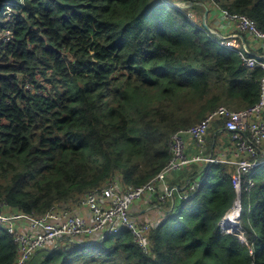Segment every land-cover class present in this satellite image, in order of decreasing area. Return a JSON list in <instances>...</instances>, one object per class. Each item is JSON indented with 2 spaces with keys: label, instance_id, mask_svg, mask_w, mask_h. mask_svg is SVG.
<instances>
[{
  "label": "trees",
  "instance_id": "1",
  "mask_svg": "<svg viewBox=\"0 0 264 264\" xmlns=\"http://www.w3.org/2000/svg\"><path fill=\"white\" fill-rule=\"evenodd\" d=\"M213 5L264 31V0ZM195 6L208 7L0 0V199L10 209L42 215L115 178L142 186L169 163L174 133L220 107L258 103L264 70L220 46L204 30L205 11L189 18ZM194 176H203L200 189L168 205L148 253L122 229L41 251L40 264H264V165L243 178L244 235L220 227L237 198L230 166H201ZM16 248L0 224V264H14Z\"/></svg>",
  "mask_w": 264,
  "mask_h": 264
},
{
  "label": "built area",
  "instance_id": "2",
  "mask_svg": "<svg viewBox=\"0 0 264 264\" xmlns=\"http://www.w3.org/2000/svg\"><path fill=\"white\" fill-rule=\"evenodd\" d=\"M170 1V0H169ZM201 0H172L175 7L185 9ZM207 5L216 9L215 0H206ZM207 20L218 44L229 51L236 52L245 66L254 70H264V31L250 17L237 13L224 12L219 15L209 7ZM189 18L196 19V12L189 11ZM11 40V33H7ZM246 42V46L243 45ZM261 93L254 106L233 110L220 107L199 124L184 128L171 136L169 149L171 159L165 168L151 181L142 186L123 187L115 178L99 188L89 189L76 202L63 207L54 206L45 214L14 212L4 199H0V224L13 236L17 245L14 264H30L41 251L56 249L70 250L74 245L97 240H105L122 229L131 230L136 242L145 253L150 250L149 234L157 229L162 219L169 214V204L174 203V195L188 200L191 193L200 189L203 176L184 185L168 183L172 173L189 168L193 164L216 165L223 161L216 157L208 144V132L217 121L221 128L217 133L226 132L231 136L236 156L226 164L233 169L232 182L237 195L233 208L220 223L222 233L244 235L241 224L243 214V178L264 165V77L260 80ZM196 142L197 151L190 155L191 143ZM253 186V181H250ZM142 203V204H141ZM145 203H147L145 205ZM237 210V227L226 224L228 217ZM254 254L251 248L250 255Z\"/></svg>",
  "mask_w": 264,
  "mask_h": 264
},
{
  "label": "crops",
  "instance_id": "3",
  "mask_svg": "<svg viewBox=\"0 0 264 264\" xmlns=\"http://www.w3.org/2000/svg\"><path fill=\"white\" fill-rule=\"evenodd\" d=\"M221 124H217L214 127H212L210 129V131L208 132L207 137L209 138L211 136V134H213L214 139L212 141L211 149H213L215 156L220 158L223 161L221 164H226L228 161H231L235 158L236 153L233 150V145L231 142V136L226 132H221V133L216 132V129L221 128ZM196 151L197 150L193 146L191 148L190 155L194 156ZM185 169L188 170V176L186 177V181H194L197 179V177H195L194 175L199 172V170L201 169V165L200 164H193L189 168H185ZM231 170H233V169L231 168ZM172 177H174L173 174H172ZM182 177L183 176L176 175L174 177V179H172L173 180L172 183H170L169 180H168V183L172 184V185H175V184L178 185L179 183H176V182H180V179H182ZM198 177H201V176H198ZM189 178H191V179H189ZM179 185H181V184H179ZM175 197L177 198V201L180 198L178 194L174 195V199H175Z\"/></svg>",
  "mask_w": 264,
  "mask_h": 264
},
{
  "label": "rangeland",
  "instance_id": "4",
  "mask_svg": "<svg viewBox=\"0 0 264 264\" xmlns=\"http://www.w3.org/2000/svg\"><path fill=\"white\" fill-rule=\"evenodd\" d=\"M210 9H211V11H213V13H215V14H217V15H219V14H221V13H224V12H221V11H219V10H217V9H214L213 10V8L211 7V6H208ZM194 10L196 11V13L199 15V16H202L203 15V12L205 11L206 12V10H205V8L203 7V6H195L194 7ZM205 12H204V15H205ZM244 106H235V107H233L232 109L234 110V109H241V108H243ZM242 110V109H241ZM217 124H221V121H217V122H215L214 124H213V127L215 126V125H217ZM213 139H214V136H213V134H211V136L208 138V140H207V142H208V144L210 145V147L212 146V141H213ZM191 143V148L194 146V148L197 150V145H196V142H190ZM233 145V144H232ZM217 152V151H216ZM215 152V153H216ZM231 172L233 173V170H231ZM173 174V176L175 177L176 175H179V176H183L182 177V179H180V182H176V183H179V184H181V185H184L185 184V182H186V177L188 176V170L187 169H183V170H180V171H177V172H174V173H172ZM174 177H172V175L169 177V181H170V183H172V179H174ZM177 185V184H176ZM142 204V203H141ZM147 203H145V205H146ZM239 223L237 222V225H238ZM44 255V254H43ZM42 254H39V255H37L35 258H33V260L31 261V263L30 264H40V262H41V259H42V256H43Z\"/></svg>",
  "mask_w": 264,
  "mask_h": 264
},
{
  "label": "water",
  "instance_id": "5",
  "mask_svg": "<svg viewBox=\"0 0 264 264\" xmlns=\"http://www.w3.org/2000/svg\"><path fill=\"white\" fill-rule=\"evenodd\" d=\"M164 1H165L166 3L172 5L171 2H170L169 0H164ZM208 15H209V11L207 10V11L205 12V15H204V18H205L206 20H207V18H208ZM204 26L206 27V29H208V30L210 29V27L206 25L205 21H204ZM243 45L246 46V42H245V41H243ZM259 58H260L261 60H264V56H259ZM101 241H102V240H97L98 243L101 242Z\"/></svg>",
  "mask_w": 264,
  "mask_h": 264
},
{
  "label": "bare ground",
  "instance_id": "6",
  "mask_svg": "<svg viewBox=\"0 0 264 264\" xmlns=\"http://www.w3.org/2000/svg\"><path fill=\"white\" fill-rule=\"evenodd\" d=\"M237 215V210L235 211V213L233 215H230L228 217V220L231 221H227L226 224H229V226L232 227H237V220L235 219V216Z\"/></svg>",
  "mask_w": 264,
  "mask_h": 264
}]
</instances>
